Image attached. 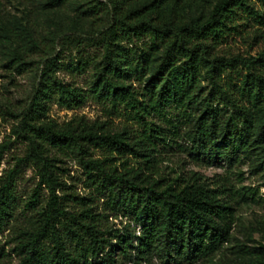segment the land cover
Masks as SVG:
<instances>
[{"label": "trees", "instance_id": "obj_1", "mask_svg": "<svg viewBox=\"0 0 264 264\" xmlns=\"http://www.w3.org/2000/svg\"><path fill=\"white\" fill-rule=\"evenodd\" d=\"M69 1L47 0L44 7L57 9ZM137 1L102 0L88 9L106 12L109 22L94 36L71 40L76 50L84 42L101 49L87 91L57 76L64 65L51 41L32 39L14 49L10 64L15 68L29 64L33 52L45 58L25 106L13 115L17 124L12 135L26 143V152L0 178V233L14 216L15 182L22 166L36 170L37 186L47 193L35 221L19 231L17 264H121L119 254L123 264L153 258L162 264H193L211 261L229 240L234 209L220 199L229 195L228 189H210L195 172L174 180L161 178L159 151L175 134H167L163 126L169 123L166 110L171 109L193 122L186 131L184 151L208 154L215 148L218 131L224 135V152L229 156L264 149V52L249 57L212 54L234 30L238 10L250 17L259 13L253 0H218L206 15L183 21L190 0H150L135 9ZM85 66L77 58L72 70L81 73ZM230 73L240 77L235 89L225 81ZM203 81H208L210 91L199 100ZM88 97L122 112L137 130L110 132L82 119L60 128L48 121L51 105L75 109ZM192 106L201 109L198 117L192 116ZM54 150L62 156L76 151L81 158L91 193L80 199L89 202L81 203L78 211H68L65 204L74 196L59 175L61 159ZM96 150L102 152V159L92 158ZM125 156L136 159V166L118 172L112 163ZM37 196L35 191L33 204ZM93 198L103 200L110 214L131 217L139 236L111 237L107 216L95 213L88 204Z\"/></svg>", "mask_w": 264, "mask_h": 264}, {"label": "rangeland", "instance_id": "obj_2", "mask_svg": "<svg viewBox=\"0 0 264 264\" xmlns=\"http://www.w3.org/2000/svg\"><path fill=\"white\" fill-rule=\"evenodd\" d=\"M46 1L0 0V178L12 169L16 160L23 157L26 152V143L12 135V127L17 124L13 115L25 106L43 68L41 61L45 58L43 53L33 52L27 58L29 64L15 68L10 64L14 49L21 44L23 47L27 46L32 39L45 43L51 41L52 46L60 51L59 63L64 65L57 76L63 82L84 91L89 89L93 65L100 60L101 49L98 46H89L84 42L76 50L71 40L94 36L97 30L108 25L106 12L88 11L97 1L102 0H70L65 6L57 9L45 8ZM149 1H137L134 8L139 9ZM190 1L191 9L183 13V21L206 15L218 0ZM252 2L259 13L258 16L250 17L238 10L234 17V30L212 50L213 55L249 57L264 52V0ZM77 58L86 63L84 72L72 70ZM229 75L225 81L230 84L231 89H235L238 87L240 77L232 73ZM132 82V86L137 89V83ZM201 86L203 94H200L199 100L210 91L208 81H203ZM216 103L213 101V107ZM261 106L264 107V104ZM191 109L192 116L198 117L201 114V109L194 106ZM47 119L60 128L82 119L89 125H102L110 132L137 130L136 124L129 121L122 112L111 111L108 103L92 97H88L84 104L75 109H65L53 104ZM166 119L169 121L168 124H163L166 129L168 128L169 132L166 133L175 131V134L169 145L159 151V176L174 180L184 178V175L191 172L198 173L210 189L219 190L222 186L226 187L229 195L220 199L229 201L230 207L234 209V224L228 242L211 261L198 260L193 264L264 262V149L252 148L247 154L236 153L229 156L224 152V135L218 131L217 140L213 143L215 148L208 154L184 151L186 131L192 129L193 122L186 120L183 112L173 109L166 110ZM53 153L61 159V163L58 164L61 169L59 175L70 187L67 192L74 196L66 199L68 211H78L81 203L89 202L80 199L89 198L91 193V189L87 188L88 180L81 165V158L76 151H67L63 156L55 150ZM92 155L93 159L103 158L100 150L94 151ZM136 161L132 156H125L112 164L117 167L118 172H122L123 168L135 167ZM123 163L126 164L122 166ZM37 184L36 170L29 164L22 166L15 182L14 216L0 233V264L19 262L20 257L16 248L19 231L35 221L36 214L47 196L46 191L38 188ZM35 191L38 196L33 204ZM93 199V202L88 204L94 206L95 213L107 216L105 225L110 230L111 237L128 233L132 240H135L139 236V227L131 217L122 214L114 216L106 210L103 200ZM112 243L115 245L116 239H113ZM117 260L121 264L125 262L121 254ZM141 264L162 263L153 258Z\"/></svg>", "mask_w": 264, "mask_h": 264}]
</instances>
